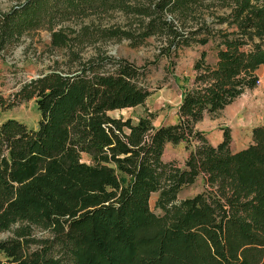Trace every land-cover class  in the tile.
I'll use <instances>...</instances> for the list:
<instances>
[{
  "label": "trees",
  "instance_id": "obj_1",
  "mask_svg": "<svg viewBox=\"0 0 264 264\" xmlns=\"http://www.w3.org/2000/svg\"><path fill=\"white\" fill-rule=\"evenodd\" d=\"M208 7L227 11L207 23ZM112 8L142 18L138 37L159 35V55L211 41L214 62L204 52L194 61L172 124L108 115L143 105L151 91L140 68L101 52H71L73 70L53 67L0 94L1 108L32 100L38 113L34 128L0 121V231L15 226L0 239V264H264V123L238 150L227 127L215 145L195 128L256 86L264 0H16L0 9V51L40 28L65 47L55 26ZM95 34L137 43L130 29ZM179 142L193 144L182 166L162 161L164 146ZM198 176L203 190L176 202Z\"/></svg>",
  "mask_w": 264,
  "mask_h": 264
},
{
  "label": "rangeland",
  "instance_id": "obj_2",
  "mask_svg": "<svg viewBox=\"0 0 264 264\" xmlns=\"http://www.w3.org/2000/svg\"><path fill=\"white\" fill-rule=\"evenodd\" d=\"M14 1L16 0H0V9L6 10ZM226 11L218 7H208L200 13L207 23H214V18ZM139 19L142 18L133 12L112 8L86 17L66 20L53 28L67 38L66 46L59 48L52 45L51 33L46 28L23 35L11 48L0 51V94L3 97L10 96L22 82L53 67L73 70L75 61L72 60L71 52L81 59H87L101 52L114 58H124L140 68L144 72V82L151 91L143 105L111 110L108 115L130 118L134 122L137 117L148 113L154 126L174 123L182 90L190 85L194 74L192 69L194 61L201 52H204V61L212 64L215 45L211 41L204 45L192 44L177 49L169 56H161L159 49L163 46V41L159 35L139 39ZM189 21L191 22L190 19ZM224 26L225 24L214 25L216 28H224ZM83 28L88 30V36L80 35ZM109 28L130 29L134 35L133 41L137 43L131 45L125 38L102 40L96 36L95 30ZM255 74L257 84L254 88L244 90L229 105L214 115H205L195 124V128L204 133L210 144L215 145L221 139L222 129L227 127L231 150L241 149L251 143V128L264 123V67L259 66ZM5 118H14L27 127L34 128L38 113L32 100H29L11 107H0V121ZM192 147L193 144L185 146L182 142L167 143L163 148L161 160L173 161L178 166H182ZM203 188L201 177L198 176L190 185L181 187L175 201L191 197ZM154 200L155 195H151L149 198L151 209ZM154 211L158 212L156 209ZM14 227L12 226L11 229ZM11 229L0 231V239L11 237ZM31 230L35 237H43L47 234L46 231L35 227H31Z\"/></svg>",
  "mask_w": 264,
  "mask_h": 264
}]
</instances>
